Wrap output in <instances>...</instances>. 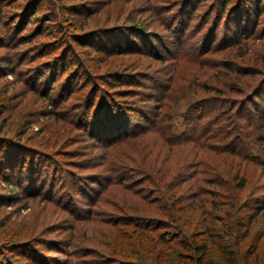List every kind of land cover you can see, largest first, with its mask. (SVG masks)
Returning a JSON list of instances; mask_svg holds the SVG:
<instances>
[{"label": "rangeland", "instance_id": "obj_1", "mask_svg": "<svg viewBox=\"0 0 264 264\" xmlns=\"http://www.w3.org/2000/svg\"><path fill=\"white\" fill-rule=\"evenodd\" d=\"M222 3L0 0V264H193L191 244L203 240L207 264H264V209L253 206L264 155L229 162L247 181L242 211L207 185L210 213L185 210L171 223L151 210L164 203L147 165L159 156L188 171L193 157L161 146L151 122L135 138L111 130L123 107L152 109L146 94L159 98L160 87L173 89L159 124L172 136L194 133L200 97L219 98L228 115L225 99L236 108L264 92V0ZM239 21L248 36L234 43Z\"/></svg>", "mask_w": 264, "mask_h": 264}, {"label": "trees", "instance_id": "obj_2", "mask_svg": "<svg viewBox=\"0 0 264 264\" xmlns=\"http://www.w3.org/2000/svg\"><path fill=\"white\" fill-rule=\"evenodd\" d=\"M227 1L228 0H223L222 9L225 8ZM250 1L252 0H246L247 6ZM247 10L249 12V8ZM250 13L252 14V11H250ZM239 14L240 13H238V15ZM253 15L254 13L252 16ZM237 18L239 19V17ZM245 28L247 27L242 28L240 26L239 21L233 30L237 38L232 42L235 43L240 41L241 38H247V33L243 32ZM213 40L214 39H211L210 43ZM219 46L221 45H218L217 48ZM226 46L227 45L222 47ZM262 78L264 80V74ZM160 88H162L164 92L166 90L168 94L163 92L160 94L159 98L157 94H146L148 96L146 98L147 100H158L155 101L152 109L143 106V108L135 107L134 112L137 113V115L132 116L130 113L131 108L123 107L122 114H115L116 117H113L114 120L111 121L112 131L119 133V135L123 134L124 137L129 136L130 138H135L139 134V129L142 133L149 130L150 127H148L146 123L151 122L152 130L157 132L161 140V146H166L170 152H172L173 148H186L187 154L190 153V155L186 154L184 159L187 160L193 157V160L187 163V165L192 164L188 171L183 168V161L182 164L181 162L175 161L174 164L176 165H169L166 163L167 158L159 160V156H157L153 162L148 163V172L145 179L151 186L153 192L160 196L163 201L162 203H164L163 206L155 205L151 207L152 212L160 213L163 217L169 219L171 223L176 222V218H179L183 214L180 213L181 215H177L178 212H183L185 210H200V213L203 214L210 213L205 208L206 200L204 199V196L210 192L207 185L217 186L219 191V193H216L217 196H222V194H227L229 196L230 200L224 203L226 208H236L242 211L243 207L245 208L246 205H243L239 198L241 191L246 188L247 181L243 176L240 177L238 175L239 172L237 169H234V166L230 168L229 162L238 160L240 163L262 164L261 161L256 160L253 156L254 154L255 156L256 154L264 155V97L261 96V94L264 93L262 92L263 87H256L251 95H247L244 103H246L247 100L256 98L255 100L253 99L255 102L253 108L249 109L247 113L244 112V103L242 101V104L235 108L233 106L237 104L236 102L225 99L226 102L231 103V105L228 103L227 109L229 111L233 109L231 114L227 115L225 109L224 113L221 112L222 107H220L221 103L219 98L211 100L206 99L208 97H200V99L194 103V108L196 105H199L201 109L200 112L190 116L193 120L191 128L194 129V133L187 134L183 131L182 136H172L171 132L170 135H166L163 127H159L160 122L165 120L163 119L164 115H162L161 109L165 107L166 104L162 102V99L167 100V98L170 97L169 92H173L171 87ZM238 92H242V94L245 93L243 91ZM213 102L218 105V107H214V105L206 107L208 103L213 104ZM88 105L91 107L93 105L92 101H90ZM115 108V106L112 107V109ZM215 109L217 110L214 112ZM109 115L112 114L108 112L106 114L103 113L101 118H109ZM123 116H125L124 120L122 119ZM125 118L127 120H125ZM131 118L135 120L132 122L130 121ZM102 120L104 121V119ZM109 121L108 119V121L104 123L106 124ZM133 126L137 129L135 127L133 128ZM169 157L170 155L168 156V160ZM6 167H10V171L13 172V166L7 165ZM35 171H37V169H35L34 166L29 169V172H33V174H35ZM211 172H214V176L218 177V183L214 181L213 177L209 176ZM235 180L238 181L233 185L232 183ZM120 182L122 181H118V183ZM13 185H15L14 182ZM125 188L130 190L129 192L132 194L138 195L136 190L131 191L130 188H132V186L129 185ZM261 190H256L255 193ZM138 198L144 200V197L138 196ZM253 201L255 203L253 206H255L256 212L264 209V195L254 197ZM137 202L135 201V203ZM186 203L188 204L187 209L185 208ZM256 212L248 216L249 221L254 218ZM222 250L224 251V249ZM191 251V256L194 258L193 264L208 263L207 256L211 254V250L205 240L191 244ZM230 264L238 263L233 261Z\"/></svg>", "mask_w": 264, "mask_h": 264}]
</instances>
